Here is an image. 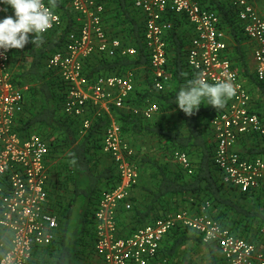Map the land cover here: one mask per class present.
<instances>
[{
  "label": "built area",
  "instance_id": "built-area-1",
  "mask_svg": "<svg viewBox=\"0 0 264 264\" xmlns=\"http://www.w3.org/2000/svg\"><path fill=\"white\" fill-rule=\"evenodd\" d=\"M80 23L79 33L69 35L63 51L52 55L47 69L55 72L68 86L63 112L83 120L81 135H85L97 117L111 115L112 107L128 109L135 91V69L118 75H100L89 79L85 62L94 54L106 57H136L134 47L109 37L104 24V6L98 0H66ZM48 4V0H44ZM145 19V45L150 59L152 89L165 91L172 79L168 71V41L171 13L183 15L193 29L187 54V64L194 72H204L214 84L231 80L237 86L236 95L228 101L223 113L210 124L216 139L214 164L224 183L249 192L264 187V159L243 157L236 145L240 137L259 133L264 136V119L253 112L249 89L234 69L228 57L226 33L221 29L220 16L205 8L199 0H134ZM247 38L255 43L253 50L257 80L264 83V17L249 0H232ZM5 6L0 3V20ZM53 27L44 34L63 28L60 14L54 11ZM16 49L0 50V264H32L38 248L49 247L57 238L60 222L49 207L48 140L37 132L24 136L19 131V118L24 112L25 92L14 81L13 58ZM94 111L93 119L87 117ZM160 106L146 99L142 107L132 112L152 121ZM110 117V116H109ZM103 152L116 164L119 185L102 193L95 211L96 255L98 264H152L167 235L177 227L197 233L204 244L217 245L226 264H264V227L260 238L250 241L238 237L209 215L210 203L202 204L197 212L180 210L121 236L120 213L129 209L140 168L136 152L122 136V127L113 120L107 127ZM175 159L185 168L192 163L186 152H177Z\"/></svg>",
  "mask_w": 264,
  "mask_h": 264
},
{
  "label": "trees",
  "instance_id": "trees-1",
  "mask_svg": "<svg viewBox=\"0 0 264 264\" xmlns=\"http://www.w3.org/2000/svg\"><path fill=\"white\" fill-rule=\"evenodd\" d=\"M199 1L205 8L220 16V27L224 32L229 30L232 33L236 46L231 54L242 52L241 42L244 36H247L232 4L222 0ZM98 2L104 6V24L109 37L131 43L138 54L133 58L111 59L101 54H94L85 62L86 76L89 79H95L100 75L122 74L130 69H135L136 74H139L138 69L144 71V83L136 84L128 109L112 107V112L122 127L123 138L136 152L140 177L149 164L156 165L161 175L160 185L157 191L151 193L152 202L146 211H140L137 202L131 211L134 222L130 230L126 231L125 226L120 228L119 225L121 236H128L141 226L180 211L182 203L180 204L179 200H186L187 195H192L196 200L193 202V208H199L202 204L209 202L211 205L209 212L215 207L222 209L220 215H214L213 219L230 229L233 234L250 241L259 239L261 229L264 227V210L246 209L241 204V199L246 200L260 191L263 192L264 187L241 192L224 183L219 169L214 164L216 139L210 122L215 116L225 111L228 102L223 109L215 110L208 105L207 101H204L199 111L191 117L186 116L174 103L180 88L194 75L187 64L188 47L193 36L190 30L193 31V29L186 17L175 13L168 16L169 20H174L172 30L167 37L168 53L170 52L168 71L172 79L165 91L159 95L152 89V72L144 41L145 19L142 12L135 8L134 0H98ZM6 8L7 12H13L7 5ZM54 11L61 15L63 28L48 33L51 35L50 38L43 40L40 46L27 44V56L32 59L31 68L23 75L14 73V81L20 87L28 86L27 81L31 79L38 81L39 84L33 89L29 87L25 92L24 112L18 120L19 131L26 137L37 132L48 140L50 147L49 207L58 216L60 222L56 240L49 247L38 248L34 253L32 264H83L79 262L81 260L85 261L84 264H88L87 258L96 253L95 211L102 193L116 188L119 185L120 176L114 161L103 152L104 135L110 124L108 116L105 114L95 118L86 134L81 135L83 120L67 116L62 111L68 86L55 72L49 71L46 65L52 55L64 50L68 44L69 33L80 27V23L77 20L78 16L63 0H57ZM185 26L186 31L189 29V34L188 32L179 33V29ZM32 38L30 36V39ZM22 51H16L14 58L19 57ZM230 60L234 62L231 57ZM238 61L240 67L243 66L241 61H244V68H238L233 64L234 69L252 95L253 112L264 119V83L257 80L255 71L249 69L244 57L238 58ZM182 73L185 75L182 76ZM254 94L258 95L257 100ZM148 98L160 106V111L153 121H146L141 115H135L132 112L133 107H142ZM169 111L177 116L174 122L167 117ZM93 116L94 111L90 110L87 117ZM165 119L168 121L166 122ZM148 136L165 142L163 158L169 157L165 162L161 160L159 164L158 158L151 155L152 152L145 153L142 150L141 143ZM248 137H254V140L261 144H256L255 147L247 148L239 153L251 160L258 157L264 158V136L259 133L244 135L240 137L238 143ZM175 150L186 152L190 161V154H195L197 150L201 155L200 161L195 165L191 161L190 169L184 167L183 169L178 164L172 167L169 161ZM191 169L194 172L189 178L186 170ZM140 187L138 183L134 192L140 190ZM161 201L163 203L157 210L156 203ZM77 206H81L80 210H77ZM230 213L236 215L235 221H232L234 224L230 222ZM250 232H254V236L250 237L248 235ZM0 234H3L1 228ZM190 241L196 243V248L206 249V244L197 233L182 227L175 228L167 235L152 264H183L174 260L181 256V248ZM214 264L218 262L214 260ZM224 264H226L225 260Z\"/></svg>",
  "mask_w": 264,
  "mask_h": 264
},
{
  "label": "crops",
  "instance_id": "crops-1",
  "mask_svg": "<svg viewBox=\"0 0 264 264\" xmlns=\"http://www.w3.org/2000/svg\"><path fill=\"white\" fill-rule=\"evenodd\" d=\"M63 1H65V3L68 5V7L71 8L69 3L66 0H63ZM222 1H225L227 3L229 2L230 4H232V0H222ZM249 1L253 5V7L260 13V15L262 17H264V0H249ZM4 6L6 8L5 4H4ZM206 7H207V5H206ZM7 11L4 13L3 19L6 16H13L14 17V12L9 13ZM168 20H169V17H168ZM169 21H170V23H174V20L170 19ZM79 28L80 27H78L74 31H71L69 33V35L72 34V33H76L78 35ZM187 32L189 34V29H188V31H186V26L182 27L181 29H179V33H187ZM190 32H191L192 35L194 34L192 30H190ZM225 33H226V41H227V44H228V47H229V49H228L229 50L228 51L229 52L228 53V57L229 58L231 57L234 60L233 64L237 65L238 68H242L243 69L244 68L243 67L244 66V61L243 62L241 61L243 66L240 67L238 58H242L243 59V57H244V60H246L245 63L247 64L249 69H251L252 71H255L256 63H255L254 55H253V50L255 49V43L250 41L247 37L244 36V38L242 39V42H241V51L243 52V54H242V52H239L238 54H233L232 55L231 51L234 49L236 44H235V41H234L232 33L229 32V30H225ZM69 35H68V38H69ZM124 43H125L124 45H126V46L134 47L131 43H128V42H124ZM26 47H24V49H22L23 51L20 50V51H22V55H20L17 58H13V71H14V73L16 75H21V74L23 75L24 73H26V71L28 69L31 68L32 59L29 56H27L28 46H26ZM24 50H26V52H24ZM17 51H19V50H17ZM97 54H99V53H97ZM103 56H105V55H103ZM168 56H170V52L168 53ZM115 57H121V56L117 55ZM115 57H110V59L111 58H115ZM122 58H124V57H122ZM130 58H133V57H130ZM25 64H27V67L25 66ZM138 70H139V74H137L136 84L140 85V84L144 83L145 74H144V71L142 69H138ZM127 71H129V70H127ZM110 75H116V74L114 73V74H110ZM256 96H258V95H256ZM109 116H108V118L110 119V123L113 120H116L118 122V120L115 117V114L112 113ZM176 118H177V116H176ZM91 119H93V117ZM165 121H166V119H165ZM169 126H172V125H169ZM254 139H255L254 137L245 138L243 142L238 143L236 145V150L238 152H241V151L243 152V151L247 150V148H253V147L256 146V144H258V145L261 144V142H258V141L256 142V140H254ZM165 145L166 144H165L164 141H160L157 138H151V137L148 136L147 138H145L142 141L141 148H142V150L145 153H151L152 152L151 155H154L155 158H158V162L160 164L161 160L162 161L164 160V162H165L169 158V157H167L166 159L163 158V152H164ZM177 152H183V151H180V150L173 151L172 158L169 161L172 167H174L175 164H178V165L182 166L179 162H177L176 159H174V156H175V154ZM190 155H191V161L194 163V165L196 163H199L201 155H200V153L197 150L195 151V154L191 153ZM258 158H262V157H258ZM182 168H183V166H182ZM186 171H187L186 172L187 175L190 178L193 175L194 171L192 169L191 170H186ZM141 176L142 177H140V179H139V183L141 185L140 190H138L136 193L133 191L134 195H133L132 199L130 200V203H128L130 205V208L128 209L126 207V205H125V207H123V209H122V211L120 213V223H119V225H120V228L125 226L126 229H127L126 231H129L131 226H133L134 218H132L131 211L135 207L136 203L138 202V204H137V206L139 207L138 209L140 211L145 212L146 209L148 208V206L152 202L151 193L157 191V189H158V187L160 185L161 175H160V171L158 170L156 165H153V164L147 165V168L145 169L143 175H141ZM185 199L186 200H182V201L179 200V203L180 204L182 203V205H181L179 210H188V211L197 212L198 211V207H194V208L192 207L193 202L196 201V200L193 199L192 195H187ZM234 199L236 200L235 197H234ZM161 203H163V202L161 201V202H157L156 203L157 204V206H156L157 210L160 209ZM241 204L243 206H245L246 209H252L254 211H260V210L263 211L264 210V191L263 192L260 191L255 196H253L251 198L248 197L246 200L241 199ZM213 209L214 210H211L209 212V215L212 218H213L214 215H216V216L218 215L219 216L222 209L219 208V207H215ZM229 215H230L229 218L231 220L230 222L231 223H232V221L234 222L235 221L234 218H236V215L234 213H230ZM232 224H234V223H232ZM0 235H2V234H0ZM244 235L247 236V234H244ZM248 235L250 237H252V236H254V232L253 233L250 232V233H248ZM195 244L196 243L190 241L185 246H183V248L184 249H187V248L189 249V248L193 247V249H196L197 246ZM188 249L186 251H188ZM189 255H188V258L190 257V259H192V257H193V256H191L192 254L189 253ZM214 260H216L218 262V264H224V260H223V256L221 254L220 248L217 245H209V246H207V244H206V264H214ZM190 261H192V260H190ZM87 262L92 263V264H98L99 263V257L96 255V253H93L91 257L87 258ZM174 262L178 263V262H182V261H181V258L176 257Z\"/></svg>",
  "mask_w": 264,
  "mask_h": 264
},
{
  "label": "clouds",
  "instance_id": "clouds-1",
  "mask_svg": "<svg viewBox=\"0 0 264 264\" xmlns=\"http://www.w3.org/2000/svg\"><path fill=\"white\" fill-rule=\"evenodd\" d=\"M0 3L14 12V17L6 16L0 20V50L3 53L10 49L22 50L29 43L35 46L43 44V34L53 27L56 20L54 9L57 0H48L47 5L44 0H0ZM30 36L33 38L30 39ZM236 92L237 86L231 80L210 84L205 73L198 72L180 88L174 103L186 116L191 117L199 111L204 101L215 110L223 109Z\"/></svg>",
  "mask_w": 264,
  "mask_h": 264
},
{
  "label": "rangeland",
  "instance_id": "rangeland-1",
  "mask_svg": "<svg viewBox=\"0 0 264 264\" xmlns=\"http://www.w3.org/2000/svg\"><path fill=\"white\" fill-rule=\"evenodd\" d=\"M50 36H51L50 34H48V35L43 34V40H45V41L48 40L50 38ZM24 52H26V51H24ZM25 66L27 67V64H25ZM27 85H28V87L33 89V88L37 87L39 84H38V81L31 79L30 81H27ZM254 98L257 100L258 96L254 95ZM38 103H40V102L38 101ZM62 111H63V109H62ZM169 112L170 113H168L167 117L169 118V120L174 122L177 118H176L175 114L172 113V111H169ZM174 159H175V156H174ZM80 208H81V206H77V210H80ZM187 249L181 248V251H180L182 253H181V256L179 258H181V261L183 264H206V249H203V248L193 249V247H191L188 249V251H186ZM189 253L192 254L191 255V256H193L192 259H190V257L188 258ZM190 260H192V261H190ZM79 262H81L83 264L85 263V261H82V260Z\"/></svg>",
  "mask_w": 264,
  "mask_h": 264
}]
</instances>
